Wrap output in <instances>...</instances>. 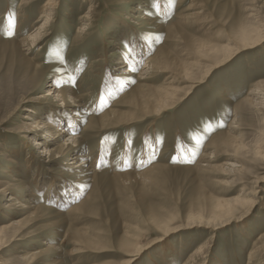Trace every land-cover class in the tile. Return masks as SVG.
<instances>
[{"label": "rangeland", "instance_id": "1", "mask_svg": "<svg viewBox=\"0 0 264 264\" xmlns=\"http://www.w3.org/2000/svg\"><path fill=\"white\" fill-rule=\"evenodd\" d=\"M47 1L0 0V264H264V0Z\"/></svg>", "mask_w": 264, "mask_h": 264}, {"label": "bare ground", "instance_id": "2", "mask_svg": "<svg viewBox=\"0 0 264 264\" xmlns=\"http://www.w3.org/2000/svg\"><path fill=\"white\" fill-rule=\"evenodd\" d=\"M54 6H55V3H54V1L53 0H48L44 5H43V7H42V13H43V17L45 16V17H48L50 14H51V10L54 8ZM140 17L141 16H139V17H137L138 18V20H140ZM44 20V19H43ZM141 20H147V18L145 17V16H143V17H141ZM148 21V20H147ZM37 23H39V21L37 22ZM47 25V20L45 19L44 21H43V24H42V26H41V28H43V27H45ZM35 32V31H34ZM39 32V31H38ZM39 36V34L37 33V34H35V35H29L28 37H26V38H24V39H22V41H20V48H22V47H28V48H30L31 47V43H30V41H34L37 37ZM18 43V42H17ZM21 50V49H20ZM25 50V49H24ZM23 50V51H24ZM22 51V50H21ZM137 55V54H136ZM142 57V56H141ZM140 60V56L138 55L137 56V60ZM147 62V61H146ZM152 62V59L150 58L149 59V61H148V64L149 63H151ZM28 64V63H27ZM148 64H146L145 66H143V69L141 70V73H140V76H144V75H146L147 74V72H148V70H147V68H148ZM130 66L132 65L133 66V64H129ZM150 67V66H149ZM125 73H126V75H125ZM128 74V75H127ZM131 76H133V74H132V72H130V71H128V70H126L125 72H124V74L123 73H121L120 75H119V77L120 78H127V77H131ZM114 79V78H113ZM143 80V79H142ZM113 82H116V83H118L117 81H113ZM118 86V85H117ZM263 97V96H262ZM246 98V97H245ZM258 104H261V105H264V99H260V101H259V103ZM257 104V105H258ZM31 120V119H30ZM35 124H38V122L36 121L35 122ZM72 126H74V125H72ZM34 128H37L38 130L40 129V130H44L45 132H47V134L49 135V136H51V129H56L54 126H52L51 124H49L48 122H44L43 123V125L41 126V127H39V125H35V127ZM56 132H59V135H57V137L58 136H61L60 134H62V133H65V132H63L61 129H59V130H56ZM55 132V133H56ZM53 133V132H52ZM67 133V132H66ZM58 134V133H57ZM47 135V136H48ZM71 135V134H70ZM54 136V135H53ZM51 138V137H50ZM56 137H52V142H55L56 141V139H55ZM75 143H77V138L76 137H74V135H71L70 137H68L67 138V140H66V142L65 143H62L61 145H59V149L61 150V149H65V150H67L70 146L72 147V145H74ZM72 144V145H71ZM37 145H38V147L39 146H41V144L40 143H37ZM204 157V156H203ZM89 157L88 156H86L85 154H83V153H79V154H75L74 155V157H73V161H72V163L71 164H77V163H79V165H78V167L77 166H72L71 168L74 170V171H76L77 173H79V172H87L88 170L87 169H89V168H85V167H81V166H83V165H88L89 164V162H85V159H88ZM201 158V157H200ZM84 159V160H83ZM82 160L84 161V162H82ZM13 162V161H12ZM80 175H83V173H80ZM88 175V174H87ZM90 175V174H89ZM15 182V181H14ZM23 189H24V191H29V192H31L32 193V190H30L29 189V187L27 186V185H23ZM56 189H58V190H60V188H57L56 187ZM6 190H9V188H2L1 189V192L2 193H5L6 192ZM55 191H57V190H55ZM60 193H62L63 191H62V189L59 191ZM17 197L19 196V195H17L16 193H14ZM59 196V195H58ZM58 199H59V197H58ZM61 200V199H60ZM8 201H10V202H16L17 203V198H15L14 197V195H11V196H9V199H8ZM9 202V203H10ZM18 204V203H17ZM15 205V204H14ZM19 206V205H18ZM29 209V208H31V207H25V209ZM76 208V207H75ZM80 208V207H79ZM24 209V208H23ZM77 209V208H76ZM50 247V246H49Z\"/></svg>", "mask_w": 264, "mask_h": 264}]
</instances>
